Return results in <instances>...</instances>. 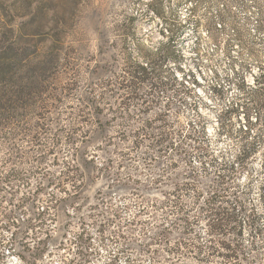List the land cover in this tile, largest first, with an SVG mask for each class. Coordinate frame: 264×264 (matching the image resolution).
<instances>
[{
	"label": "rangeland",
	"instance_id": "rangeland-1",
	"mask_svg": "<svg viewBox=\"0 0 264 264\" xmlns=\"http://www.w3.org/2000/svg\"><path fill=\"white\" fill-rule=\"evenodd\" d=\"M0 38L47 64L45 96L57 109L28 121L46 124V147L52 134L61 138L39 165L30 144H22L25 159L0 151V264H228L194 218V193H209L215 173L236 169L248 143L258 154L230 186L249 182L246 210L258 211L264 233V0H0ZM152 79L171 90L151 87ZM66 83L71 91H62ZM94 84L100 127L81 124L75 110ZM146 119L172 133L175 148L161 153L148 140L136 146L117 136ZM75 126L81 134L67 143ZM65 163L80 168L77 179ZM160 178L167 185L157 189ZM184 183L196 188L177 192ZM173 202L190 226L176 220ZM253 234L244 227L239 239H223L241 241L252 264H264V234Z\"/></svg>",
	"mask_w": 264,
	"mask_h": 264
},
{
	"label": "trees",
	"instance_id": "trees-1",
	"mask_svg": "<svg viewBox=\"0 0 264 264\" xmlns=\"http://www.w3.org/2000/svg\"><path fill=\"white\" fill-rule=\"evenodd\" d=\"M36 60V56L34 57L28 48L20 46L16 40L13 39L3 43L0 38V151L3 149L8 151L7 159L9 160L11 158L25 159L27 158V153L23 152L24 146H22V144H30L32 146L31 148L35 147V153L37 154L33 155L31 158L39 165L47 155L53 154L55 151L54 148L56 147L54 142L61 138L58 137L56 133L52 134L53 147H46L44 136L50 133V131L46 129V124H31L28 121L33 112H38L35 114L37 119H43L45 121L47 117L44 112H48V110L52 108L57 109L56 105L47 102L45 96L48 87L45 85L43 76L48 70L47 64L44 63V61ZM56 62H59L58 57ZM137 69L144 73L146 71L143 66L141 67L139 65ZM126 74L132 75L131 72H126ZM152 80L151 87L161 91L171 90L169 82L163 83L162 81L158 82L154 81V79ZM261 84L264 86V79L261 80ZM70 86L71 85L66 83L63 90H61L71 91L72 88H70ZM130 87V85L125 87L127 91H129V94L132 93ZM99 88L100 86L98 84L88 87L87 96L82 98L81 103H79L80 105L75 107L81 124L84 123L87 125V123H91L89 122L91 120L93 121L92 125L95 124L97 127L101 126L100 119L97 118L103 112L102 94L99 93L100 91H97ZM213 93H218V91L214 89ZM59 95H61V93H59ZM260 95L262 96L264 93ZM57 96L58 93H55V95L52 96V100L60 103L61 99ZM77 98L80 102L81 98ZM257 105L261 106L262 102H258ZM69 108L72 109L73 107ZM112 118L113 120L116 119L115 117ZM128 118L132 119L131 116H128ZM159 120L160 119L155 118L153 121ZM153 121L146 119L143 121L142 127L131 131L119 130L116 134L120 136L119 138H121V141L122 139L123 141H127L129 138H132L131 142L136 146L148 140L152 144L151 146L161 153L165 152V149L175 148L173 134L166 131V128H159V130L156 131L157 128H153L152 126L154 123ZM66 133L65 141L71 143L70 139L74 138L78 133L81 134V130L75 126ZM82 133L86 136L88 131H83ZM195 149L201 153V156L204 155L205 151L203 149ZM74 152L76 153V151ZM81 154V158L85 163L93 162V156H88L85 151ZM256 154H258V151L254 145L251 143L243 145L236 157V169H227V173H215V182L212 186L208 187L209 193L204 194L200 190L194 193L199 211L194 218L197 220L201 217L203 218V221H205L208 227V241L213 245H218L219 248L226 251V262L228 264H252V261L245 256L241 241H225L223 238L235 236V238L239 239L242 236L244 227H248L252 230L254 233L251 235L252 237L264 234L260 228H257L258 211L246 210L244 197L249 193V182L246 183V186L242 188L237 186V189L234 188V190L233 188L231 189L230 186L235 183V180H238V176L247 169L248 163L255 158ZM64 167L66 168L65 172L68 174L74 172V179H77V172L80 168L76 166L73 167L69 163H65ZM37 169H39V166H37ZM4 179L7 178H0V186L5 182ZM167 181L168 179L160 178L154 180L153 184L159 189V186H163ZM174 187L177 192L180 190V187L196 188L190 183H184L182 185L175 184ZM261 200L264 203V196H262ZM49 202H52V199ZM162 206L165 205L162 203ZM151 207L158 208L159 204H153ZM169 207L173 208L175 211L174 214L177 216V221L183 222L186 226H190V221L183 217L184 214L182 213L183 211L180 205L174 203ZM262 213H264V211H262ZM242 214L245 215L246 221H242L240 218ZM166 231L167 229H163L162 231L161 236H163V238H165ZM251 247V250L254 251V243L251 244Z\"/></svg>",
	"mask_w": 264,
	"mask_h": 264
}]
</instances>
